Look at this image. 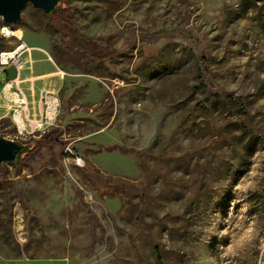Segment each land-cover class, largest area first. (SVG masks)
<instances>
[{
	"label": "rangeland",
	"instance_id": "obj_1",
	"mask_svg": "<svg viewBox=\"0 0 264 264\" xmlns=\"http://www.w3.org/2000/svg\"><path fill=\"white\" fill-rule=\"evenodd\" d=\"M62 6L74 26L31 4L0 20V53L27 49L20 88L39 120L21 135L10 110L0 135L47 145L0 167V264H258L264 0ZM47 92L60 108L40 125Z\"/></svg>",
	"mask_w": 264,
	"mask_h": 264
},
{
	"label": "built area",
	"instance_id": "obj_2",
	"mask_svg": "<svg viewBox=\"0 0 264 264\" xmlns=\"http://www.w3.org/2000/svg\"><path fill=\"white\" fill-rule=\"evenodd\" d=\"M1 33L5 36L14 35L7 25L1 29ZM27 51L24 45H19L11 51H3L0 53V72L7 67L14 65L18 70V77L5 82L1 87V93L6 101L12 106V120L21 135L28 134L27 123L31 122L29 118V100L27 95L20 88V73L23 65L22 55ZM41 103L44 106L40 125L49 124L56 118L59 108L60 99L53 93H45L41 97ZM75 163L81 166L82 160L75 159ZM258 264H264V246L261 250Z\"/></svg>",
	"mask_w": 264,
	"mask_h": 264
},
{
	"label": "water",
	"instance_id": "obj_3",
	"mask_svg": "<svg viewBox=\"0 0 264 264\" xmlns=\"http://www.w3.org/2000/svg\"><path fill=\"white\" fill-rule=\"evenodd\" d=\"M62 0H0V20L7 25L18 23L22 19L23 10L31 4L51 15ZM23 146L14 140L0 135V167L5 163H14L22 153Z\"/></svg>",
	"mask_w": 264,
	"mask_h": 264
},
{
	"label": "trees",
	"instance_id": "obj_4",
	"mask_svg": "<svg viewBox=\"0 0 264 264\" xmlns=\"http://www.w3.org/2000/svg\"><path fill=\"white\" fill-rule=\"evenodd\" d=\"M63 1L64 0H62L59 3V5L56 8V10L51 14L50 19L52 20L53 23H55L57 21H62L64 23L68 24V25L74 26V23H73V20H72V11H71V9L64 8L62 6ZM32 144H33L34 147L29 152L25 151L26 146L22 145L23 146L22 153L17 156V159H16V161L13 164H18V161H23L24 162V161L27 160V158H30L35 152L41 151V150H43L44 148L47 147V145L45 143H42V142H35V143H32Z\"/></svg>",
	"mask_w": 264,
	"mask_h": 264
},
{
	"label": "crops",
	"instance_id": "obj_5",
	"mask_svg": "<svg viewBox=\"0 0 264 264\" xmlns=\"http://www.w3.org/2000/svg\"><path fill=\"white\" fill-rule=\"evenodd\" d=\"M17 77H18V75L15 78H17ZM19 79H20V76H19ZM5 100L3 99L2 95H1V87H0V119L11 116L10 115V113H11L10 110L12 111V106L8 102H6ZM37 107L43 113L44 106L41 103V101H40V103L38 104ZM42 113H41V115H42ZM35 115H38V113L33 114L31 112V110H30V101H29V118H30V121H31V122L27 123V129H28L29 134H33V133L38 131L37 127H35V123H39V120L35 117ZM41 119H42V117H41Z\"/></svg>",
	"mask_w": 264,
	"mask_h": 264
}]
</instances>
